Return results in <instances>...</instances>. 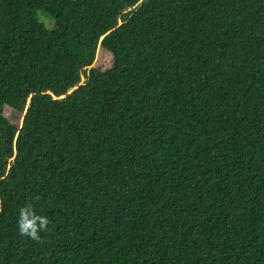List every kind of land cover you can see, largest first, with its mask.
I'll use <instances>...</instances> for the list:
<instances>
[{
    "label": "trees",
    "instance_id": "1",
    "mask_svg": "<svg viewBox=\"0 0 264 264\" xmlns=\"http://www.w3.org/2000/svg\"><path fill=\"white\" fill-rule=\"evenodd\" d=\"M0 201V264H264V0H0Z\"/></svg>",
    "mask_w": 264,
    "mask_h": 264
},
{
    "label": "clouds",
    "instance_id": "2",
    "mask_svg": "<svg viewBox=\"0 0 264 264\" xmlns=\"http://www.w3.org/2000/svg\"><path fill=\"white\" fill-rule=\"evenodd\" d=\"M2 205L3 201H0V211H2ZM49 223L48 217L38 214L35 208L30 204H26L19 210L17 224L21 236L42 242L41 233L48 230Z\"/></svg>",
    "mask_w": 264,
    "mask_h": 264
},
{
    "label": "rangeland",
    "instance_id": "3",
    "mask_svg": "<svg viewBox=\"0 0 264 264\" xmlns=\"http://www.w3.org/2000/svg\"><path fill=\"white\" fill-rule=\"evenodd\" d=\"M39 16V23L38 27L41 32H44L47 28H49L50 25L54 24L56 21L53 19V17L49 16L46 14L44 11H40L38 14ZM110 58V54L108 53L107 50L103 49L102 47H99L97 49V54H96V60L98 62H107ZM10 109H7L9 111ZM12 119L15 121V123H20L22 120V114L17 113V112H12L11 113Z\"/></svg>",
    "mask_w": 264,
    "mask_h": 264
}]
</instances>
